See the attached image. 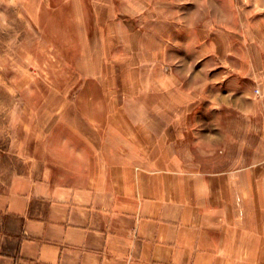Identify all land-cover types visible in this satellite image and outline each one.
I'll list each match as a JSON object with an SVG mask.
<instances>
[{"label": "crops", "instance_id": "0c3cea01", "mask_svg": "<svg viewBox=\"0 0 264 264\" xmlns=\"http://www.w3.org/2000/svg\"><path fill=\"white\" fill-rule=\"evenodd\" d=\"M211 1H30L80 84L17 146L0 264H264V170L226 133L229 69L264 62Z\"/></svg>", "mask_w": 264, "mask_h": 264}, {"label": "rangeland", "instance_id": "374dc122", "mask_svg": "<svg viewBox=\"0 0 264 264\" xmlns=\"http://www.w3.org/2000/svg\"><path fill=\"white\" fill-rule=\"evenodd\" d=\"M30 1L0 0V206L12 174L21 168L15 152L30 122L49 120L43 106L62 104L61 92L80 84L76 68L66 64L53 14L29 13L38 4ZM205 4L206 13H228V28L242 26L243 45L264 62V0H213L209 11ZM236 73L229 69L227 85L229 90L242 85L244 110L227 115L228 154L241 155L245 168L255 164L264 170V76L253 81Z\"/></svg>", "mask_w": 264, "mask_h": 264}]
</instances>
